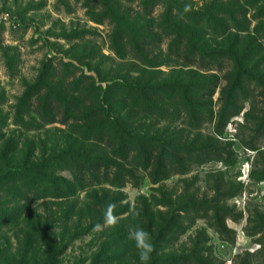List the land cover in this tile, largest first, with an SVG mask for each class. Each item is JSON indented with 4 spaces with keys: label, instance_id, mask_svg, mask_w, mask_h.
<instances>
[{
    "label": "rangeland",
    "instance_id": "1",
    "mask_svg": "<svg viewBox=\"0 0 264 264\" xmlns=\"http://www.w3.org/2000/svg\"><path fill=\"white\" fill-rule=\"evenodd\" d=\"M175 1L209 17L183 23L203 57L170 54L156 0H0L3 170L75 152L116 164L75 183L70 167L55 170L72 186L24 199L10 195L15 183L1 185L0 264H141L130 227L150 232V264H264V0ZM116 82L195 93L192 112L160 118L109 92L116 130L172 161H124L82 139L89 95Z\"/></svg>",
    "mask_w": 264,
    "mask_h": 264
},
{
    "label": "trees",
    "instance_id": "2",
    "mask_svg": "<svg viewBox=\"0 0 264 264\" xmlns=\"http://www.w3.org/2000/svg\"><path fill=\"white\" fill-rule=\"evenodd\" d=\"M254 1L257 3L263 0ZM156 2L166 5V13L164 14V24L162 25L161 34L165 37L173 38L169 50L170 54L174 53L176 56L181 57V50H187L188 57L190 58L193 57L195 53L199 57H203L204 54H202L201 50L196 48L193 44V35L185 28L187 24L184 25L183 23L188 22V24H195L200 20V22H207L209 17L202 15L197 19L194 12L189 9L186 11V7L179 5L175 0H156ZM152 39L153 38L146 37L144 40L147 42V45H150L153 41ZM174 48L175 50L173 52ZM139 55L138 58L140 57L142 60L146 59L144 56H141V54ZM181 86V84H147L146 86H139L133 83L116 82L112 83L108 87V90H104L102 87H96L95 91L89 95L88 100L90 104L95 107L93 110L84 114L82 120L86 122V125L82 127L80 136L84 141L105 144L107 147L112 146V153L116 159L119 157V159L125 161L131 157L138 163L141 160L150 161L152 158H157L158 161L161 159V162L164 160L166 162L170 159L169 157H171V154L162 146L152 142V144H149L146 151L145 148L140 147L143 143L140 144L142 140L127 135L124 131L116 130L118 119L115 117L113 106L110 102L111 98L109 99L108 95L109 92H120L125 95V101H130L133 107L140 110V113H147L149 116L154 115L156 117L165 118L167 115H170L168 112L170 109H173L175 112L184 111L186 114L192 112V107L195 105L192 99L195 98V93L187 85ZM68 106L69 105H66L64 113H67ZM67 156L68 158L60 159L61 161L56 164L58 166H54L50 164L49 161L44 160L37 165L28 167L11 168L5 166V170H3L4 167L1 164L2 159L0 158V193L3 192L2 187H4H1V185L15 183L14 191H16V193L18 192V194L10 195L15 199H19V197L20 199H24L27 197L26 194L31 191H40L42 188L56 190L59 183H63L68 187L72 186V183H70L71 181L67 179H60V182L55 180L56 177H54V175L52 176L55 170L70 167L75 173L73 182L75 183L80 180H86L88 176V179H92L94 176H101V173H103L104 178H106L110 170L116 166L115 162L106 161L100 156L91 157L82 152L71 153ZM67 159L70 164H67ZM60 162L61 165L59 164ZM145 167H149V164L146 163ZM5 191L9 193V191ZM62 195V192H56L53 197L59 198ZM5 213H7L6 210ZM0 215L3 218L5 217L4 214ZM6 222L5 220V223Z\"/></svg>",
    "mask_w": 264,
    "mask_h": 264
},
{
    "label": "clouds",
    "instance_id": "3",
    "mask_svg": "<svg viewBox=\"0 0 264 264\" xmlns=\"http://www.w3.org/2000/svg\"><path fill=\"white\" fill-rule=\"evenodd\" d=\"M185 10H188V6H186ZM117 222L118 217L114 215L113 208L109 205L105 213V223L108 225H114ZM100 228L101 225L97 224L96 229L99 230ZM127 239L134 244L141 264H150L152 254L155 251V244L150 232L143 227H130L128 229Z\"/></svg>",
    "mask_w": 264,
    "mask_h": 264
}]
</instances>
